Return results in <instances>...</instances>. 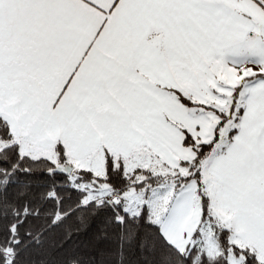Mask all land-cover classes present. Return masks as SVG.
Instances as JSON below:
<instances>
[{
    "label": "snow or ice",
    "instance_id": "snow-or-ice-1",
    "mask_svg": "<svg viewBox=\"0 0 264 264\" xmlns=\"http://www.w3.org/2000/svg\"><path fill=\"white\" fill-rule=\"evenodd\" d=\"M0 264H264V0H0Z\"/></svg>",
    "mask_w": 264,
    "mask_h": 264
}]
</instances>
